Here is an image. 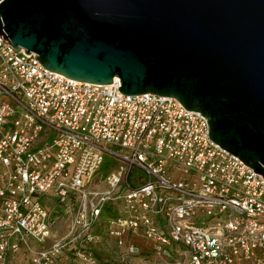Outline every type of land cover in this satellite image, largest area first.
Here are the masks:
<instances>
[{
  "label": "built area",
  "instance_id": "built-area-1",
  "mask_svg": "<svg viewBox=\"0 0 264 264\" xmlns=\"http://www.w3.org/2000/svg\"><path fill=\"white\" fill-rule=\"evenodd\" d=\"M10 42L0 36V264L23 247L34 264L67 251L95 264L110 203L119 214L106 234L122 262L149 250L170 264H264V177L211 139L206 116L174 97L124 94L119 78H68ZM107 155L120 161L106 188L88 191ZM44 194L74 214L66 236L34 250L53 223Z\"/></svg>",
  "mask_w": 264,
  "mask_h": 264
},
{
  "label": "water",
  "instance_id": "water-1",
  "mask_svg": "<svg viewBox=\"0 0 264 264\" xmlns=\"http://www.w3.org/2000/svg\"><path fill=\"white\" fill-rule=\"evenodd\" d=\"M0 36L68 78L176 98L264 177V0H3Z\"/></svg>",
  "mask_w": 264,
  "mask_h": 264
},
{
  "label": "rangeland",
  "instance_id": "rangeland-1",
  "mask_svg": "<svg viewBox=\"0 0 264 264\" xmlns=\"http://www.w3.org/2000/svg\"><path fill=\"white\" fill-rule=\"evenodd\" d=\"M114 159L120 161L119 158H113L109 155L106 156L105 161L111 162ZM109 170L110 169L104 163L102 169L96 173L94 180L87 182V190H104L106 188L105 176L108 174ZM53 206L50 208V216L53 218V223L49 227L50 234L43 242L31 241L32 248L34 250L46 247V244L50 243L51 241L61 239L69 233V224L74 214V207L70 208L63 204L60 205L56 202L53 204ZM107 216L108 214H105V218ZM226 216L227 213L223 215V217ZM105 222L106 220L102 218L101 224L97 227V232L101 234L106 233ZM95 250L97 253V257H99V259L101 260L100 264H115V260L120 259L116 252L117 248L115 247V240L110 237L105 238V240H103L102 242H98L95 245ZM33 256L34 255L27 249H21L17 253V258L11 261L9 264H34ZM76 257L77 256L75 254L70 251H67V260H72ZM130 262L132 264H170L169 262H165L162 258H160L149 250L144 251L143 256H132L131 258L127 259V261H125L124 263L129 264ZM71 264H74L73 261Z\"/></svg>",
  "mask_w": 264,
  "mask_h": 264
},
{
  "label": "trees",
  "instance_id": "trees-1",
  "mask_svg": "<svg viewBox=\"0 0 264 264\" xmlns=\"http://www.w3.org/2000/svg\"><path fill=\"white\" fill-rule=\"evenodd\" d=\"M108 164H109V162H105V165L108 167ZM39 199L42 201V203L48 208V209H50L52 206H53V204L56 202V203H58V204H60L59 203V201L54 197V196H52L51 194H44V195H41L40 197H39ZM61 205V204H60ZM54 207V206H53ZM105 214H108V216L105 218ZM119 214V211H118V208L117 207H115L114 205H112V203H110V204H108V205H106L105 207H104V210H103V214H102V218L104 219V220H107L108 218H112V217H115V216H117ZM106 224H107V222H105ZM106 229V228H105ZM94 233L95 234H98V235H101V239H100V241H98V242H102L103 240H105V238H108V236L106 235V233H103V234H101V233H99V232H97V228L95 229V231H94ZM135 238V239H134ZM130 239H132V241L135 243V244H137V245H139V246H142V243H143V241H142V239H140V238H136V237H131L130 235H128L126 238H125V242L126 243H128L129 241H131ZM97 242V243H98ZM97 243H95L93 246H92V248H93V255H94V257H95V260H96V263L95 264H100V259H99V257H97V253H96V250H95V245L97 244ZM115 247L117 248V250H116V252H117V255L119 256V258H120V254H121V252L123 251V248H120V247H117L116 246V243H115ZM142 247H144V246H142ZM143 252H144V250H142L141 251V253H139V254H137V255H141V256H143ZM116 262H115V264H125L124 262H122L121 261V259H117V260H115Z\"/></svg>",
  "mask_w": 264,
  "mask_h": 264
},
{
  "label": "crops",
  "instance_id": "crops-1",
  "mask_svg": "<svg viewBox=\"0 0 264 264\" xmlns=\"http://www.w3.org/2000/svg\"><path fill=\"white\" fill-rule=\"evenodd\" d=\"M54 241H51L50 243L46 244V247L49 246L50 244H52ZM26 248L23 247L22 250H25ZM17 258V254L12 257V258H9L8 260V263L9 264L11 261L15 260ZM73 261L74 264H81L80 263V258L76 257L75 259H70V260H67V252L65 254L62 255V257L60 258V261L58 262V264H71Z\"/></svg>",
  "mask_w": 264,
  "mask_h": 264
}]
</instances>
